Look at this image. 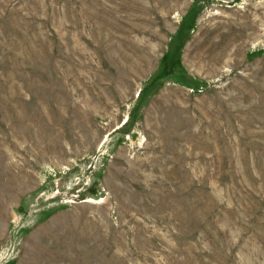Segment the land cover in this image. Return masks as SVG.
Returning <instances> with one entry per match:
<instances>
[{
	"label": "rangeland",
	"instance_id": "374dc122",
	"mask_svg": "<svg viewBox=\"0 0 264 264\" xmlns=\"http://www.w3.org/2000/svg\"><path fill=\"white\" fill-rule=\"evenodd\" d=\"M0 264H264V0H0Z\"/></svg>",
	"mask_w": 264,
	"mask_h": 264
}]
</instances>
